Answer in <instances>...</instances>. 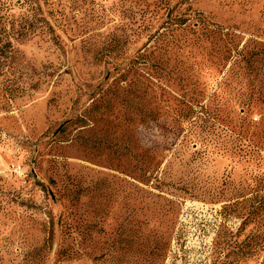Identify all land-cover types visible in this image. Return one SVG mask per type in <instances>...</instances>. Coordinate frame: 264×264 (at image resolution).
<instances>
[{
    "label": "rangeland",
    "instance_id": "rangeland-1",
    "mask_svg": "<svg viewBox=\"0 0 264 264\" xmlns=\"http://www.w3.org/2000/svg\"><path fill=\"white\" fill-rule=\"evenodd\" d=\"M257 234L264 0H0V264H264Z\"/></svg>",
    "mask_w": 264,
    "mask_h": 264
},
{
    "label": "trees",
    "instance_id": "trees-1",
    "mask_svg": "<svg viewBox=\"0 0 264 264\" xmlns=\"http://www.w3.org/2000/svg\"><path fill=\"white\" fill-rule=\"evenodd\" d=\"M252 239L256 241L255 244L248 249L245 246L241 249V251L239 250L241 256L246 255L248 253H251L252 256H259L262 252H264V245H261V243L264 242V235L257 234L252 237Z\"/></svg>",
    "mask_w": 264,
    "mask_h": 264
}]
</instances>
